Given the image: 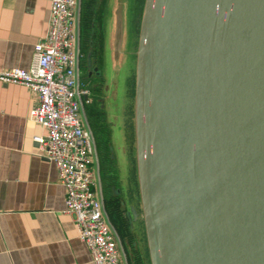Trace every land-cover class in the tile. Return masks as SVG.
<instances>
[{
    "label": "water",
    "instance_id": "1",
    "mask_svg": "<svg viewBox=\"0 0 264 264\" xmlns=\"http://www.w3.org/2000/svg\"><path fill=\"white\" fill-rule=\"evenodd\" d=\"M135 136L150 264H264V0H145Z\"/></svg>",
    "mask_w": 264,
    "mask_h": 264
},
{
    "label": "crops",
    "instance_id": "2",
    "mask_svg": "<svg viewBox=\"0 0 264 264\" xmlns=\"http://www.w3.org/2000/svg\"><path fill=\"white\" fill-rule=\"evenodd\" d=\"M50 8L51 0H0V73L29 68ZM37 104L35 92L0 82V264H91L64 186L34 142L45 134L29 117Z\"/></svg>",
    "mask_w": 264,
    "mask_h": 264
},
{
    "label": "rangeland",
    "instance_id": "3",
    "mask_svg": "<svg viewBox=\"0 0 264 264\" xmlns=\"http://www.w3.org/2000/svg\"><path fill=\"white\" fill-rule=\"evenodd\" d=\"M139 13L135 0H78L80 73L84 79L88 63L90 69L98 72L92 75L93 84L88 86L95 104L83 112L93 141L91 166L98 198L124 264H150L140 211L135 136ZM131 207L136 211L134 216L129 212Z\"/></svg>",
    "mask_w": 264,
    "mask_h": 264
},
{
    "label": "built area",
    "instance_id": "4",
    "mask_svg": "<svg viewBox=\"0 0 264 264\" xmlns=\"http://www.w3.org/2000/svg\"><path fill=\"white\" fill-rule=\"evenodd\" d=\"M77 8L78 0H51L48 33L34 45L29 68L5 70L0 82L37 94L38 104L29 117L45 134L34 142L64 186L65 213L73 218L91 264H121L91 166L93 141L83 118L87 91L79 69Z\"/></svg>",
    "mask_w": 264,
    "mask_h": 264
},
{
    "label": "flooded vegetation",
    "instance_id": "5",
    "mask_svg": "<svg viewBox=\"0 0 264 264\" xmlns=\"http://www.w3.org/2000/svg\"><path fill=\"white\" fill-rule=\"evenodd\" d=\"M87 68L90 69L89 63H88ZM88 69H87V74H86V76H85L84 79L82 78V75H81V84L84 87V89L87 91V96L84 98V100L86 102L85 107L90 110V109L93 108V106L95 104V98H94V94H93L92 89H90L88 86L91 85V84H93L92 83V75L93 74L97 75L98 72H97V70L95 68H93V70L92 69L88 70ZM109 203H111V202L109 201ZM129 212L131 214H133V216H134L136 211H135V209L133 207H131L130 210H129ZM127 217L128 218L130 217V214L129 213H127ZM132 218H134V217H132Z\"/></svg>",
    "mask_w": 264,
    "mask_h": 264
},
{
    "label": "trees",
    "instance_id": "6",
    "mask_svg": "<svg viewBox=\"0 0 264 264\" xmlns=\"http://www.w3.org/2000/svg\"><path fill=\"white\" fill-rule=\"evenodd\" d=\"M135 1H136V4L138 5V7L140 8L139 17H138V20H137V23H136L137 33H138V31H139L138 29H139V25H140V19H141V12H142L143 5H144L145 0H135ZM130 96L131 97L134 96V79H133L132 85H131V94H130ZM137 203H138V199H137Z\"/></svg>",
    "mask_w": 264,
    "mask_h": 264
}]
</instances>
